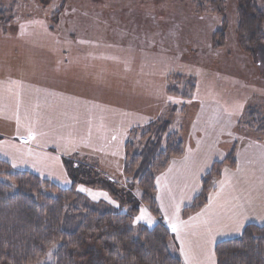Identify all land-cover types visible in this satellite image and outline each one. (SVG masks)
<instances>
[{
	"label": "rangeland",
	"instance_id": "374dc122",
	"mask_svg": "<svg viewBox=\"0 0 264 264\" xmlns=\"http://www.w3.org/2000/svg\"><path fill=\"white\" fill-rule=\"evenodd\" d=\"M0 8V81L18 98L7 97L0 117V160L12 172L75 183L82 199L114 210L135 204L132 225L150 228L155 217L124 171L125 145L136 154L144 126L168 119L183 153L155 175L154 201L166 225L177 222L190 263L213 264L217 241L264 224V131L246 114L264 118V57L237 41L233 0L217 11L194 0H0ZM207 177L205 204L182 215ZM93 247L86 243L91 262Z\"/></svg>",
	"mask_w": 264,
	"mask_h": 264
},
{
	"label": "trees",
	"instance_id": "16d2710c",
	"mask_svg": "<svg viewBox=\"0 0 264 264\" xmlns=\"http://www.w3.org/2000/svg\"><path fill=\"white\" fill-rule=\"evenodd\" d=\"M194 1L217 11L227 0ZM260 1L233 0L234 31L242 47L247 51L258 49L264 57V4L260 5ZM4 13L0 8L1 17ZM218 32L222 31L215 32L222 38ZM187 85L184 87L189 88L180 94L183 99L188 98L187 90H193L194 82L188 81ZM166 91L175 93L171 88ZM246 114L252 121L256 117L254 128L263 132L261 112L248 108ZM169 125L168 119L145 125L147 138L136 154H129L125 145L124 171L131 175L129 182L140 185V202L148 205L155 217L150 228L132 225V216L137 211L135 204L127 212L114 210L102 202L82 199L75 192V183L60 188L28 171L12 172L9 164L0 160V264L45 261V264H184L176 253L174 236L154 201L155 175L183 153L181 140L170 132ZM227 158L228 166L234 168L232 152ZM77 164L83 169L87 165ZM215 172L218 175V170ZM209 181L208 177L202 180L205 187L193 201L185 203L182 215L195 212L205 204ZM89 241L99 260L88 261L85 246ZM213 252L215 264H264V224H245L237 237L217 241Z\"/></svg>",
	"mask_w": 264,
	"mask_h": 264
},
{
	"label": "crops",
	"instance_id": "0c3cea01",
	"mask_svg": "<svg viewBox=\"0 0 264 264\" xmlns=\"http://www.w3.org/2000/svg\"><path fill=\"white\" fill-rule=\"evenodd\" d=\"M7 92H8V89H7V87L5 86L4 87V84H3V82H1L0 81V117H1V115H4L3 114V111H9L10 109H9V106L7 105V100H8V96H10V98H12V97H14L12 100L13 101H17L18 100V98L16 97V96H13V95H11V94H7ZM13 110H11V112H12ZM12 117L14 118L15 117V115H13L12 114ZM0 122H2L1 121V119H0ZM20 139V142L22 141V142H24L25 140H24V138H23V136H20L19 137ZM16 143V142H15ZM180 201H182L183 202V200L182 199H180ZM179 201V202H180ZM174 202H176V201H174ZM184 203V202H183ZM180 204V203H179ZM163 217L165 218V216L163 215ZM177 223V222H176ZM176 223H175V225H176ZM254 223H256V222H254ZM257 224H259V223H257ZM167 225H169V228L170 229H172V225L173 224H171V223H169V222H167ZM175 237H177L176 238V242L178 241V246H177V250H176V253H177V255L181 258V260L184 262V264H201V263H204V264H207V261H205L208 257H204V258H202V259H198V260H196L195 258V261L196 262H193V263H190V261L193 259L192 258V256L190 255V254H188L187 252H186V250H185V248L183 247V245L181 244V242L179 241V233H178V231L176 230L175 232ZM210 246H206L205 248H209ZM211 250H212V248H211ZM204 254H207V252L205 251L204 252ZM213 264H215L214 263V257H213Z\"/></svg>",
	"mask_w": 264,
	"mask_h": 264
},
{
	"label": "snow or ice",
	"instance_id": "6c2138e0",
	"mask_svg": "<svg viewBox=\"0 0 264 264\" xmlns=\"http://www.w3.org/2000/svg\"><path fill=\"white\" fill-rule=\"evenodd\" d=\"M83 190V188L81 189ZM141 215L139 217H137L138 220H141L144 218V213H145V210L144 209H141ZM177 229H176V225H172V231L175 232Z\"/></svg>",
	"mask_w": 264,
	"mask_h": 264
}]
</instances>
